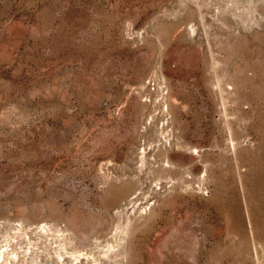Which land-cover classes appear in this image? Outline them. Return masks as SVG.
I'll list each match as a JSON object with an SVG mask.
<instances>
[{
  "label": "rangeland",
  "instance_id": "obj_1",
  "mask_svg": "<svg viewBox=\"0 0 264 264\" xmlns=\"http://www.w3.org/2000/svg\"><path fill=\"white\" fill-rule=\"evenodd\" d=\"M0 264H264V0H0Z\"/></svg>",
  "mask_w": 264,
  "mask_h": 264
}]
</instances>
